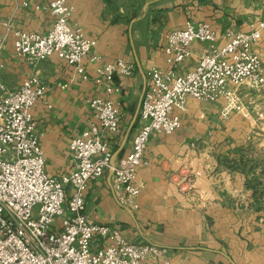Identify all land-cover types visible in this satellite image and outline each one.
Returning <instances> with one entry per match:
<instances>
[{
	"label": "crops",
	"instance_id": "crops-1",
	"mask_svg": "<svg viewBox=\"0 0 264 264\" xmlns=\"http://www.w3.org/2000/svg\"><path fill=\"white\" fill-rule=\"evenodd\" d=\"M50 1L0 0V35L8 40L0 65L3 66L2 79L11 90L19 88L33 75L39 76L49 88L46 97L32 109V114L38 125L46 170L52 176L73 169L72 140L92 124L99 125L89 102L107 94L104 86L96 82L102 66L93 62L91 56H99L103 62L123 59L136 66L133 76L115 77L121 93L113 98L122 111L121 134L115 139L113 152V161L117 163L130 152L138 129L149 70L167 65L164 44L168 33L183 29L190 21L207 22L219 34L229 26L250 32L253 25L264 20V0H147L141 19L137 0H67L71 9L69 24L81 27L87 38L97 42L90 57L83 62L89 79L82 81L75 69L57 56L31 66L15 55V32L46 33L52 28L55 21L52 14L36 10L37 6ZM224 44V39L217 42L220 47ZM209 46L208 43H193L192 56L177 69V74L185 75L191 71ZM256 51L264 68V37ZM59 83L68 84V87L62 89L57 86ZM251 91L255 90L242 87L240 100L255 104L245 110V116L255 121L254 118H264L261 104L264 97L253 96ZM223 106V100L217 103L188 100L186 111L182 113V128L171 135L153 136L149 142L146 158L150 165L138 172L141 193L135 207H125L117 201L112 189V174L106 172L101 179L90 183L85 193L87 215L98 224L119 230L130 243H152L166 248L170 264H264V229L252 224V210L245 202L240 208L234 203L239 192L244 197L254 198L252 190L241 184L251 182L250 178L234 173L233 177L241 181L240 191H235L236 185L230 190L227 180L231 181L232 176L225 172L221 179L213 182L225 185L212 191L215 200L208 203L206 212L197 205L193 208L190 203V206H184L183 194L173 189V181L178 180L179 186L184 180L186 161L194 160V157H198L202 165L204 163V168L198 169L200 175L207 174L209 178V174L219 171L218 159L209 155L211 148L206 146L209 142L210 146L217 145L221 132L209 131V125L213 128L215 123L207 121V116L213 113L221 123L231 121V116L224 120ZM234 117L229 124L236 126ZM263 129L260 125L244 128L239 132V140L256 139ZM173 173L176 178L171 179ZM106 244L97 240L95 249Z\"/></svg>",
	"mask_w": 264,
	"mask_h": 264
},
{
	"label": "built area",
	"instance_id": "built-area-1",
	"mask_svg": "<svg viewBox=\"0 0 264 264\" xmlns=\"http://www.w3.org/2000/svg\"><path fill=\"white\" fill-rule=\"evenodd\" d=\"M36 10L50 12L54 24L46 33L15 32V55L31 66L57 56L87 81L83 62L97 42L87 38L81 27L69 24L67 0H51ZM263 37L264 20L250 32L230 27L219 34L207 22L190 21L183 29L168 33L164 44L167 65L149 70L138 129L130 152L117 163L113 152L121 134L122 111L113 98L121 93L115 77L133 76L136 66L123 59L103 62L91 56L102 66L96 82L104 86L107 96L89 102L99 125L92 124L72 140L74 167L60 176L46 170L32 114L46 97L48 86L33 75L11 90L2 79L0 65V264H170L166 248L130 243L119 230L93 221L86 213L85 193L90 183L111 172L117 201L135 207L141 193L138 172L150 165L146 158L149 142L153 136L171 135L182 128L188 100H223L222 115L228 118L232 111H241L238 93L245 84L264 90L263 60L256 51ZM220 39L225 41L221 47L217 45ZM195 42L210 46L191 71L178 75L177 69L192 56ZM6 48L7 37L0 35V58ZM57 86L65 89L68 84ZM191 175L186 172L184 180ZM97 240L107 244L95 249Z\"/></svg>",
	"mask_w": 264,
	"mask_h": 264
},
{
	"label": "rangeland",
	"instance_id": "rangeland-1",
	"mask_svg": "<svg viewBox=\"0 0 264 264\" xmlns=\"http://www.w3.org/2000/svg\"><path fill=\"white\" fill-rule=\"evenodd\" d=\"M146 1L147 0H137L138 3L137 12L140 19L141 17H143V13H144L143 9ZM230 27L235 29V27L233 26H229L228 28ZM244 86H246L247 88H251L252 90H255V91H251L253 96L259 95L264 97V90L260 89L262 91L258 92L256 91L258 89L252 88L247 84H245ZM238 95L240 98V92L238 93ZM243 95H245V93ZM243 95L241 97H243ZM241 103H242L241 111L239 113L237 111H232L231 115L228 116V118L231 116V121L235 116L234 120L237 122L235 123L236 126H233V124H229L231 123V121L221 123L218 118H214L216 115H214L213 113L207 116V121L209 120L212 123H215V127L213 128H211L209 125V131L221 132L219 133L218 141H216L217 145L210 146L211 142L208 141L209 145L206 146L207 148L208 147L211 148L209 149V155L211 156L213 155L215 156V158L218 159L220 165L219 171L215 170L212 174H209L208 175L209 178L206 177L207 174L200 175L198 169H201V167L204 168L203 167L204 163L202 165V162L198 159V157H194V160L186 161V168L183 173L184 176H186V172L192 175L188 177L187 180H183L179 184V186L177 185L179 181L174 179L175 181H173L172 185L176 193L178 192L183 194L184 197L182 198L185 199V200L183 199V203L185 204L184 206L188 207L190 206L189 205L190 203L193 208L196 207L197 205L201 210H204L203 212H206L205 210H207L208 208L207 207L208 203L213 202L215 200L214 196L212 195V191L214 189L215 190L222 189L225 185V183L222 182H219L215 185L213 182H217L219 178L221 179L222 175L226 172L228 174H231L232 176L231 181H229V179L227 180V187L230 190H233L234 188H232V186L236 185L234 186L235 191H240L238 190V186L240 185L241 181L236 180V178L233 176H235L236 174L246 175L247 178H250L252 181L249 183H245V182L241 183L242 187H246L245 189L252 190L254 198L252 197L249 198L248 196L244 197L242 192H239L240 196L236 198L237 200L235 199L234 203L235 204L238 203L240 208L242 203L245 202V204H247L249 209L252 210L251 212L252 224L254 226L261 225L262 226L261 228L264 229V150H263L264 129L263 131H260L261 135L256 136L257 137L256 139L253 138L247 139L246 142L239 140V137L241 136L239 135V132L241 133L242 129L244 128H249L252 126H259V125L260 127L264 128V118H260V119L254 118L255 121L252 119L249 120L250 117L245 116L246 114L245 110H247L246 108L248 107L251 106L254 107L255 104L251 105L245 102H241ZM261 104L264 106V98L262 99ZM262 113H264V107L262 108ZM258 119L260 121H258ZM224 120H226V118ZM190 125H192V122ZM235 130L238 131L237 133L233 134ZM255 132H257V130ZM230 134L233 135L231 136ZM211 136H209V138ZM253 136L255 135L253 134ZM259 138L260 140H257ZM180 164H178V167L180 166ZM178 167H176V169H178ZM217 173L219 175H217ZM173 174L174 175L171 176V179L175 176V173ZM202 176L204 177L203 179L201 178ZM211 176L213 177V179ZM254 176H256L259 179H255ZM206 179L208 182H206Z\"/></svg>",
	"mask_w": 264,
	"mask_h": 264
},
{
	"label": "water",
	"instance_id": "water-1",
	"mask_svg": "<svg viewBox=\"0 0 264 264\" xmlns=\"http://www.w3.org/2000/svg\"><path fill=\"white\" fill-rule=\"evenodd\" d=\"M114 162V161H113Z\"/></svg>",
	"mask_w": 264,
	"mask_h": 264
}]
</instances>
